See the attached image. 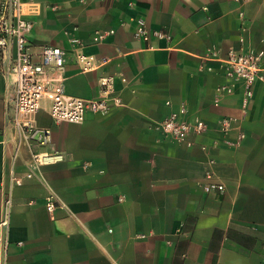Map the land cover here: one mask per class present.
<instances>
[{"label":"crops","instance_id":"1","mask_svg":"<svg viewBox=\"0 0 264 264\" xmlns=\"http://www.w3.org/2000/svg\"><path fill=\"white\" fill-rule=\"evenodd\" d=\"M32 1L29 43L34 52L65 50V92L100 98L109 76L116 101L75 123L54 121L45 98L36 122L51 141L34 149L64 159L27 177L32 151L13 157L11 91L1 82L0 219L4 193L13 194L8 263L264 264V78L251 95L243 81L217 90L231 83L222 63L231 51H262L264 65V0ZM140 19L165 36L136 37ZM80 52L97 67L83 70ZM182 104L207 124L191 146L155 129ZM209 157L223 192L203 188ZM13 174L23 184L13 186Z\"/></svg>","mask_w":264,"mask_h":264},{"label":"built area","instance_id":"2","mask_svg":"<svg viewBox=\"0 0 264 264\" xmlns=\"http://www.w3.org/2000/svg\"><path fill=\"white\" fill-rule=\"evenodd\" d=\"M245 3L249 0H236ZM38 8L32 0H0V85L3 81L11 91V103L6 115V126L12 129L15 140L13 157L18 159L21 149L28 147L32 151L30 170L26 176L32 177L34 170L44 164H52L64 159V153L38 152L35 146H45L51 141V130L37 125L36 114L42 107V101L49 99V113L56 122H83L87 112L106 113L115 99L111 98L113 89L112 77L103 76L100 84L104 95L97 99H86L69 95L64 90L65 50L59 46L42 45L34 52L29 43L32 21L28 12H37ZM136 37L143 41L152 35L165 36L161 31H150L144 19L135 31ZM98 38V37H96ZM262 51L246 49L231 51L222 60L226 68V76L231 83L217 87L220 92H232L235 83L243 81L247 86V94L252 93V84L263 79L264 65ZM77 63L83 70L97 67L95 57L84 53L77 54ZM233 118H224L222 128L227 129ZM155 129L170 138L191 146L193 136L202 134L207 124L198 115L190 113L182 104L171 111L169 116L155 123ZM241 138L245 137L241 133ZM205 148V147H203ZM215 158L209 157L205 167L203 188L208 192H223L225 184L219 179L215 170ZM13 186L23 184V179L15 174L11 176ZM0 192H4L0 187ZM46 208L53 213L57 207L54 195L46 197ZM13 208L12 191L4 193L0 228V264H9V241L7 232Z\"/></svg>","mask_w":264,"mask_h":264}]
</instances>
